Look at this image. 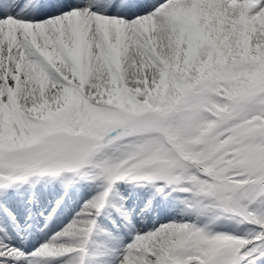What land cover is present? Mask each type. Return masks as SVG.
<instances>
[{"label": "snow or ice", "instance_id": "obj_1", "mask_svg": "<svg viewBox=\"0 0 264 264\" xmlns=\"http://www.w3.org/2000/svg\"><path fill=\"white\" fill-rule=\"evenodd\" d=\"M65 173L101 190L32 252L0 237V264H86L119 182L207 222L118 264H264V0H0V191Z\"/></svg>", "mask_w": 264, "mask_h": 264}, {"label": "bare ground", "instance_id": "obj_2", "mask_svg": "<svg viewBox=\"0 0 264 264\" xmlns=\"http://www.w3.org/2000/svg\"><path fill=\"white\" fill-rule=\"evenodd\" d=\"M33 184V194L35 195H33V200L31 201H34L32 205L39 203L41 206L43 204L47 206L51 204L50 201L52 202L54 197L53 194L56 191L61 190L60 192H63L64 194L60 203L56 207L57 210L55 213L49 217L47 216L45 221H41L43 219H41L39 215L33 217L27 214V201H23L22 199L24 190L23 183L5 189L4 191H0V199H5L7 204H10L12 201V199L10 198V201L8 197H12V194L20 191L19 201L14 202V205H10L13 216H9L8 214L1 215L0 212V231L3 229L0 237H3L4 232H8L9 229H11V231L14 229V232L17 234L19 232V235H21L24 232L26 233L29 227H32V223L37 226V224L40 225L41 223L46 222L43 224V227L45 228H42L41 230L37 229L31 235H26L22 241L16 238V241L12 242V245L23 249L25 252L29 250L32 252L33 249L38 248L53 233L60 231L78 212L81 211L84 203L96 195L101 189L99 181H93L91 179L74 175L70 176V174L64 175L60 179L51 178L35 181ZM82 197L85 198L81 200ZM116 207H122L123 210L129 214L127 219L120 221L123 218L121 217L122 219H120V216L122 215L119 212L117 213ZM109 213L110 215L113 213L116 226L113 230H108V232L103 231V234L106 237L111 238L112 242L114 241L116 245L118 241H120V243L117 247H115V258L112 257L109 262L104 264H118L124 245L130 242L137 232H147L153 227L166 224L172 220H194L196 223L201 225L205 224V220H207L206 217H196L189 212L185 204V197L183 193L172 192L167 195H159L155 194L154 190L150 186H130L119 183L116 185L113 194L109 198V203L104 208L100 216L104 217V214L108 215ZM11 219L18 220L17 226H12V224H10ZM103 221H105V219H98L97 230L101 229L100 224ZM211 227L214 231L236 232L240 234H243L246 228H248L246 225H239L235 227L226 221L211 225ZM107 228H109V226H107ZM50 230L51 233L49 232ZM124 238H127L125 242H123ZM29 245H31L30 249L27 248ZM94 249L96 248L92 249L91 243L89 246V254L86 257V264H99L100 260L98 261L97 259L99 257V253L94 251ZM91 250L94 252H91ZM92 255L94 258L90 260ZM52 264H56V262L53 261Z\"/></svg>", "mask_w": 264, "mask_h": 264}, {"label": "rangeland", "instance_id": "obj_3", "mask_svg": "<svg viewBox=\"0 0 264 264\" xmlns=\"http://www.w3.org/2000/svg\"><path fill=\"white\" fill-rule=\"evenodd\" d=\"M68 174H71V173H65V174H63L62 175V177L64 176V175H68ZM71 176V175H70ZM61 176L60 177H50V176H45V177H34V178H38V179H44V178H58V179H60V178H62ZM33 178H31L29 181H27V182H24V188H25V190H26V188H27V184L28 183H32L31 182V180H32ZM35 181H40V180H35ZM129 183H131V182H129ZM119 184H122V185H130V184H127L126 182H119ZM133 185H130V186H136V185H134V183H132ZM25 190L23 191V196H22V199H23V201H25L29 196L28 195H25ZM92 191V190H91ZM57 192V191H56ZM55 192V193H56ZM54 193V194H55ZM53 194V195H54ZM19 195H20V191L19 192H17V194L15 193V194H12V197H8V199H13V197L14 196H17V197H19ZM56 196V197H55ZM54 196V199L56 200L59 196H60V194H56ZM85 197H82L81 198V200L82 199H84ZM10 199V200H11ZM54 199H53V201H54ZM48 204H49V202H48ZM0 208H2V210L5 212V214H8L9 216H10V207H9V205L7 204V202H6V200L5 199H0ZM28 213H31L33 216H37V215H40V218H44L45 216H46V214L47 213H50V210H48V207L47 206H45L44 204L41 206V204H38L36 207H35V209L34 210H32V211H29L28 210ZM69 213V212H68ZM71 214V213H70ZM49 215V214H48ZM47 215V216H48ZM12 216V215H11ZM47 216L43 219V220H41V221H45V219L47 218ZM129 216V214L127 213V217ZM127 217H125V216H123L122 215V218L123 219H127ZM11 218V217H10ZM99 218H102L103 220H104V217L103 216H99L98 217V219ZM121 218V217H120ZM121 218V219H122ZM110 219V217H108V220ZM226 222H228L229 224H231L232 226H235V227H237V226H239V224H237L235 221H230V220H225ZM13 222H15V220L13 219ZM12 222V223H13ZM38 222H39V220H38ZM110 222H112V221H110ZM114 222V221H113ZM205 222H207V220H205ZM43 224L44 223H41L40 225H38V229H42L43 228ZM107 223H105V222H103L102 223V225H101V227L100 228H102V230H104V229H106L103 225H106ZM12 226H14V225H12ZM112 227L113 226H110L109 228H107L108 230H110V229H112ZM249 227H251V226H248V228ZM0 229H1V226H0ZM104 231H106V230H104ZM50 233H51V230L49 231ZM110 232V231H109ZM49 233V234H50ZM4 234H6L7 235V232L5 231L4 232ZM237 234H240V233H237ZM94 236H96L95 238H94V241L97 243V245H98V249L97 250H100L99 252H100V254H99V257H98V261H99V264H104V263H106V262H109L110 261V259L113 257V258H115V252H116V248L115 247H117L118 245H119V243H120V241H118L117 242V245H116V243L113 241L112 242V240H111V238H108V237H106L104 234H103V232H101V231H97L96 233H95V235ZM104 238V239H103ZM107 239V240H106ZM109 239H110V241H109ZM127 240V238L125 239L124 238V240H123V242H125ZM109 241V242H108ZM112 242V243H111ZM92 243V242H91ZM100 243H101V245H100ZM109 247H108V246ZM111 245V246H110ZM103 246H105V247H103ZM31 247V245H29L27 248H30ZM106 247H108L107 249H105ZM27 252H30V250L29 251H27ZM94 252V251H93ZM102 252V253H101ZM110 252V253H109ZM109 253V254H108ZM94 257V256H93ZM107 257V258H106Z\"/></svg>", "mask_w": 264, "mask_h": 264}]
</instances>
